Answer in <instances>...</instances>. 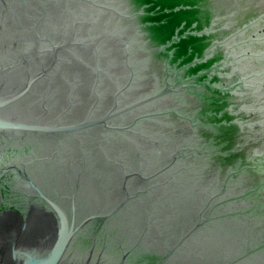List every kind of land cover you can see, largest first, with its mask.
Listing matches in <instances>:
<instances>
[{"label":"water","instance_id":"1","mask_svg":"<svg viewBox=\"0 0 264 264\" xmlns=\"http://www.w3.org/2000/svg\"><path fill=\"white\" fill-rule=\"evenodd\" d=\"M263 13L0 0V264H264Z\"/></svg>","mask_w":264,"mask_h":264},{"label":"flooded vegetation","instance_id":"2","mask_svg":"<svg viewBox=\"0 0 264 264\" xmlns=\"http://www.w3.org/2000/svg\"><path fill=\"white\" fill-rule=\"evenodd\" d=\"M257 28L259 31L257 32V36H255V39L259 40L261 43H259L258 45L259 48L256 51V54L258 55V59H256L255 62L261 66L260 68L258 67V70H255V72L253 70V73L255 75H258V77L261 78V81H264V77H263L264 76V18L263 20L259 21Z\"/></svg>","mask_w":264,"mask_h":264}]
</instances>
